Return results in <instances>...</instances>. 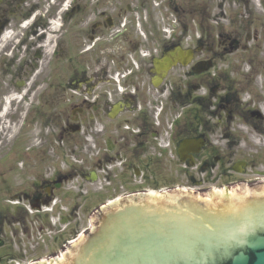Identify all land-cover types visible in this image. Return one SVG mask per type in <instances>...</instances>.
I'll use <instances>...</instances> for the list:
<instances>
[{
  "label": "flooded vegetation",
  "instance_id": "af4514ba",
  "mask_svg": "<svg viewBox=\"0 0 264 264\" xmlns=\"http://www.w3.org/2000/svg\"><path fill=\"white\" fill-rule=\"evenodd\" d=\"M109 166L104 203L264 185V0H0V264L54 262L69 180Z\"/></svg>",
  "mask_w": 264,
  "mask_h": 264
},
{
  "label": "water",
  "instance_id": "95a60500",
  "mask_svg": "<svg viewBox=\"0 0 264 264\" xmlns=\"http://www.w3.org/2000/svg\"><path fill=\"white\" fill-rule=\"evenodd\" d=\"M93 227L57 264H264V185L130 195L98 210Z\"/></svg>",
  "mask_w": 264,
  "mask_h": 264
},
{
  "label": "rangeland",
  "instance_id": "374dc122",
  "mask_svg": "<svg viewBox=\"0 0 264 264\" xmlns=\"http://www.w3.org/2000/svg\"><path fill=\"white\" fill-rule=\"evenodd\" d=\"M89 125V126H88ZM87 132H91L90 131V124H87L86 125V128L85 129H83V132H82V135H84V133H87ZM78 142H77V145L78 146H82V143H83V139H81V140H77ZM76 145V146H77ZM66 151V150H65ZM66 154H67V156H66ZM66 154L63 152H61L60 153V148H58V150H57V154H56V157H57V161H59V159L61 158V156H66L67 158L70 156V155H72V153H69V151H66ZM74 154H76V155H73V157H75V158H77V159H81V156H82V153H81V149H75V151H74ZM79 181V183H80V187H82V188H85L84 190L86 191V190H89L90 192H93V187H91V184L89 183V181H85V180H83V179H79L78 180ZM89 183V184H88ZM82 194V193H81ZM93 194H95V193H93ZM90 195V194H89ZM88 195V196H89ZM82 196V199H77V201L78 202H76V205L78 204V205H80L81 207H83V206H87L88 205V208H87V210L86 211H84L83 213H81V217H76L74 220H73V224H72V226H71V231H70V235H71V237H70V241H75V240H77L78 238H79V236L83 233V232H85V231H87L89 228H90V226L92 225V222H91V218H92V216H93V214H94V212L98 209V207L99 206H101L102 205V201L100 200V201H98L97 202V200H95V199H93V200H90V201H88V202H83L84 201V198H86V196H84L83 194L81 195ZM84 197V198H83ZM40 242L42 243V244H44L45 243V241L43 240V239H41L40 240ZM39 242V243H40ZM63 249V248H62ZM52 250H58V247L57 246H55V247H53V249ZM39 253H41V252H39ZM58 254H59V251H58ZM43 256V255H42ZM41 256V257H42ZM37 257V255H35V254H32L31 255V258H36ZM45 259V258H44Z\"/></svg>",
  "mask_w": 264,
  "mask_h": 264
}]
</instances>
